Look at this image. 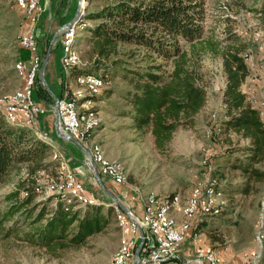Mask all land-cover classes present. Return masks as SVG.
Wrapping results in <instances>:
<instances>
[{
  "label": "rangeland",
  "instance_id": "1",
  "mask_svg": "<svg viewBox=\"0 0 264 264\" xmlns=\"http://www.w3.org/2000/svg\"><path fill=\"white\" fill-rule=\"evenodd\" d=\"M14 1L0 0V93L2 94L10 93L18 87L19 83L21 85V69L17 67V61L20 59H18V38L20 34L29 30L31 24L25 10L20 9L22 8L20 6V8L17 7ZM106 1L108 0H86L84 19L88 26L93 25L95 21L87 19L86 15L98 10ZM243 1L246 8H240V0H205L204 34L213 30L220 36L222 27L225 25L223 20L227 17L231 20L234 31L248 43L246 60L250 67V74L242 85V89L249 95H254L252 98L259 102L264 101V27H261L254 13L249 10L256 0ZM61 13L60 10L51 11L50 19L57 23L52 24L49 35L45 39L44 36L37 34V28L40 30L37 21L34 25V33L40 44L42 55L46 52L47 42L51 39L53 43L61 35V29L57 31L61 25L60 20L65 15ZM75 43L80 53V65L75 68L76 73L98 74L106 81L100 93L93 97L94 101L88 104L92 107L93 115L98 119V123L100 121L102 124V134L99 135L101 133L99 125L93 130L91 138L95 136L93 140L102 144L108 159L123 164L126 171L125 185H121L122 188L119 190L105 176L100 177L98 181L91 173L89 177L79 175L85 193L80 189L81 198L71 197L69 201L81 205L85 204L83 199L91 200V202L98 200L103 204L104 213L106 208H112L111 213L108 214L109 222L105 229L88 237L85 245L78 248H65L59 251L58 256H51L42 248L32 246L11 234L8 238L0 239V264H102L108 262L123 239L124 227L118 222L120 207L105 189L111 191L123 202V198L130 194V189L135 187L132 191L143 197V204L145 196L149 193L159 197L176 196L183 200L194 187L204 186L209 181H214L218 187L224 189L222 190L226 205L223 208H216L213 213L189 219L190 229L187 233L190 232L192 237L195 233L199 239H208V245L212 246L227 264H239L245 253L254 247L256 225L261 208L260 201L264 193V177L256 180L254 176L242 169L246 166L257 168L264 173V157L258 162H252L242 149L246 145V140L238 139L235 135L229 136L216 129L223 117L221 92L225 84L219 58L206 53H200L194 57L193 61L198 67L206 89L205 105L194 116L191 125L178 126L168 143L164 147H158L149 131L137 132L131 125L132 121L126 114L130 106L124 99L130 84L123 76L122 68L102 66V62L100 68L94 66L95 62L89 52V32L86 29L79 33ZM180 43L182 48H187L183 41ZM126 50L127 47H124L122 51ZM138 65L143 63L137 56L129 58L126 64L128 67ZM166 67H169L168 64ZM40 87L42 86L39 82L35 81L33 96L38 103L41 99ZM77 89L81 92L73 96L76 100L81 94L85 97L88 95L86 90L80 87L73 90ZM83 99L81 101L78 99L79 103ZM47 101L49 104L46 109H49V117L52 120L50 109L53 108L54 100L47 98ZM49 157L47 161L51 158L59 161L57 165H54L52 161L48 169L37 172L36 178L40 184L37 199H43L49 193L58 192L64 181V174L69 173L71 169L65 153L59 147L50 152ZM59 162L64 163V168L58 167ZM54 170L56 174L49 175ZM25 172L23 165L13 166L10 169L8 180L0 184V209L6 205L3 200L4 195L14 188L16 181L25 176ZM206 180L208 181L205 182ZM9 224L10 222L5 223L7 226ZM16 227L14 233L19 236L27 231L28 227L23 221V216L18 218ZM132 261L133 258L130 264Z\"/></svg>",
  "mask_w": 264,
  "mask_h": 264
},
{
  "label": "trees",
  "instance_id": "2",
  "mask_svg": "<svg viewBox=\"0 0 264 264\" xmlns=\"http://www.w3.org/2000/svg\"><path fill=\"white\" fill-rule=\"evenodd\" d=\"M240 8H246L243 0ZM249 10L264 27V0L254 1ZM86 18L95 21L84 27L89 32L94 66L100 68L102 62V66L122 68L130 84L124 94L130 106L126 114L137 132L149 131L156 146L164 147L178 126L192 124L207 98L193 59L206 53L219 58L225 77L221 92L223 117L216 129L246 140L242 149L252 162L264 157L261 109L252 102V95L242 89L250 74L248 43L234 31L228 17L223 20L220 36L213 30L204 34L205 0H108ZM180 41L187 48H182ZM124 47L127 50L123 52ZM134 56L143 65L126 66ZM19 58H29V52L20 46ZM35 81L39 82L37 77ZM39 95L45 101L50 98L42 87ZM95 96L89 98L93 100ZM51 147L52 143L37 137L30 126L9 122L0 113V184L8 180L13 166L23 165L26 171L3 197L6 205L0 209V239L14 234L45 253L58 256L59 251L81 247L88 237L103 231L112 208H106L104 213L98 200L79 205L69 201L71 196L65 191L37 199V172L48 169L52 161L54 165L58 163L54 158L47 161ZM242 170L256 180L264 177L257 168L245 166ZM55 174V170L49 173ZM20 216L28 227L22 236L14 233ZM6 222L10 224L7 226ZM146 244L145 240L140 256L145 253Z\"/></svg>",
  "mask_w": 264,
  "mask_h": 264
},
{
  "label": "built area",
  "instance_id": "3",
  "mask_svg": "<svg viewBox=\"0 0 264 264\" xmlns=\"http://www.w3.org/2000/svg\"><path fill=\"white\" fill-rule=\"evenodd\" d=\"M14 2L17 4V7H19V0H15ZM20 9L26 10V15L30 23V12H37L38 18V14L43 10V6L41 0H29L28 8ZM34 25L35 24H30L29 28H34ZM67 33L68 24L61 32V39L59 42L61 52H63L64 49ZM19 37L21 47L29 52V58L27 60L20 59V75L22 76L20 97L14 98L13 101H8V103L0 102V106H2V108H8V115L14 117L15 120L27 121L35 125L37 116L42 111V106L33 96L35 81H30V73H37L38 75L42 61V53L35 33L34 35H27L26 30L20 34ZM60 67L63 72L61 54ZM90 82L94 86L102 87L106 83L103 81L102 77L97 80H90ZM69 104L70 101H68L66 93L55 98L54 109L58 117L60 129L71 138L83 144L82 133L85 132V126L82 128L74 127L72 123V114L69 112ZM86 161L88 164L91 163L89 159ZM99 174L103 176V172H99ZM64 177L65 184L63 189H81L82 192L85 193L82 182L72 170H70L69 174H64ZM207 181L208 180L205 182ZM113 182L117 183L116 181ZM117 184L125 185L123 183ZM130 190L135 194L132 189ZM173 201H175L174 211H176L177 197H173ZM151 208L154 209V216H144L142 211L139 216H135L131 210L125 212L119 208L118 216H121V220H124L123 239H125V249L120 252H114L111 263L109 264H130L134 255H129V246L137 247L141 239H143V243L146 240L147 244L145 246V253L141 256L138 264H160L161 257H175V264H225L223 257L210 245L199 246L195 250L194 255L182 257L179 253V249L186 237V233L190 229V225H186V221L166 224L159 218L156 212V206L152 205ZM205 209L208 208L199 206L198 188L194 189L191 195L190 209L192 218L194 219V215L204 216ZM256 228L258 230L257 241H254L253 249L249 250L242 257L240 264H264V206L261 210V222L256 225Z\"/></svg>",
  "mask_w": 264,
  "mask_h": 264
},
{
  "label": "bare ground",
  "instance_id": "4",
  "mask_svg": "<svg viewBox=\"0 0 264 264\" xmlns=\"http://www.w3.org/2000/svg\"><path fill=\"white\" fill-rule=\"evenodd\" d=\"M86 4V0H80V10L78 13V18L73 20L70 25L68 26V33L65 37L64 49L61 52V65L63 66V72H68L72 67L77 65L80 62V53L76 48V38L79 35L80 31H83L84 27L86 26V22L84 19V6ZM29 0H19V6L22 8H28ZM26 13V10H25ZM37 12H30V17L36 15ZM27 35H33L29 31ZM18 44L21 47L20 37L18 38ZM17 67L21 69V61H17ZM37 77V73H30V81H35ZM100 75L94 73H79L75 77L76 83L83 87L86 92L87 96L84 97L81 103L78 102L74 97L66 94L69 104V112L72 114V123L74 124L75 128H82L85 126V132L82 133V141L83 144L89 146V156L93 163L95 164L98 172H103V176L109 178L111 181H116L117 183H125L126 180V171L124 170L123 164L116 160H110L104 154L100 143L93 141L91 139V134L93 130L98 125V119L93 115L92 108L88 105L91 103V99L89 96L97 95L100 93L102 86H94L90 82V80H97L99 79ZM90 79V80H88ZM103 79V78H102ZM104 81V79H103ZM20 87L16 88L10 94H2L0 93V102L1 103H8V101H13L14 98L20 97ZM253 101V99H252ZM0 113L6 118L9 122H19L25 125H29L30 123L27 121H19L15 120L14 117L8 115V108H2L0 106ZM261 114H264L260 111ZM59 161V160H58ZM58 167L60 169L64 168V163L59 162ZM69 174V173H67ZM65 184V177L62 183L60 191H65L69 193L71 197H79L80 189L75 188H68L63 189ZM198 188V201L199 206H204V214L213 213L216 211V208H223L226 205L225 194L223 190L218 187L214 181H209L204 186H196L194 189ZM191 191L189 195H187L183 200H180L177 197L176 201V211L175 209V201H173V197H159L152 193H149L145 196L144 203L142 204V214L144 216H154V209L151 206H156V212L159 215V218L162 222L166 224H174V223H181L177 221V215H180L183 218H192V213H190L191 209V195L194 191ZM176 197V196H175ZM83 202H91V200L83 199ZM260 213H259V221L258 224L261 222V210L264 206V193L262 194L261 201H260ZM200 216V215H194ZM119 225L124 227V220H121V216L118 217ZM188 225V222H186ZM258 237V230L255 232L254 240L257 241ZM125 249V239H122L118 248L115 252H120ZM136 246H129V255H134ZM113 258V256H112ZM111 258V260H112ZM111 260L108 262H104L102 264H109ZM160 264H175V257H161Z\"/></svg>",
  "mask_w": 264,
  "mask_h": 264
},
{
  "label": "crops",
  "instance_id": "5",
  "mask_svg": "<svg viewBox=\"0 0 264 264\" xmlns=\"http://www.w3.org/2000/svg\"><path fill=\"white\" fill-rule=\"evenodd\" d=\"M41 2H42L43 10L38 14V20H37V13H36L35 16L30 17V21H31V24H36V21L38 22L37 25H38L40 30H38V28H37V34L39 36L40 35L44 36V39L47 37V35H49V29H51L52 24L57 23V21L53 22V20L50 19L52 10H54V9L60 10V11H62L61 14H65L60 20L61 25H60V27H58L57 31L59 29H61L60 31L62 32V29L67 24L69 26L73 20H75L76 18L79 17L77 14V10L78 9L80 10V0H41ZM28 31L34 35V28H29V30H27V32ZM60 39H61V35L57 39V41L52 43V41L50 39L47 42L48 46H47L46 52L44 53V55H42L41 65H40L39 72L37 75L40 86H42V88L46 91L48 96H50V98L53 99L54 101H55L56 97L62 95L63 93L69 94L72 97L76 94H80L81 90H79V89L73 90L76 87H80L81 89H84L83 87L79 86L75 81L76 75L79 74V73H76L75 68H78L80 63L75 65L74 67H72L68 72H65V71L62 72V70H61V67H60L61 50H60V44H59ZM46 57H47V62H46L45 68L43 69V71H41L43 60ZM20 82L22 85V81H20ZM19 85H20V83H19ZM19 85H18V87L21 86V85L20 86ZM18 87H16V88H18ZM10 93H3V94H10ZM84 97H85V95L81 94L77 97V100L79 99V101H81V99ZM252 97H254V95H252ZM252 99H253L252 102L254 104H256L261 109L262 113H264V101L257 102L256 99H254V98H252ZM37 102H38V100H37ZM39 104L42 106V111L37 116V120H36L35 125H33V123H30L27 126H30V128L33 129V131L37 137H41L44 139L46 137V139H48L52 143V147L50 148L51 152L54 149H58V147H59V149H61L65 153L67 160H68V163L70 164L69 166L71 167V169L70 168L69 169L75 173V175L77 176L78 179H79V175H84L86 177H89L90 173H91V175H93V177L96 178L92 166L90 164H88L86 161L87 159H89L90 162H93L91 160L90 156H89V158H87V155H86V152L84 149V148H86L88 150V153H89V146L88 145L86 146V144H82V146H80L77 143H75L74 141H72L71 139L64 137L63 136L64 132L61 129H60V132L57 130V126L55 123L56 113H55L54 105H52L53 108L50 109L51 113H52V120H51L49 117V113H48L49 109H46V106L49 104L48 101H45V99L41 98L39 101ZM260 115L264 120V114H260ZM32 125H33V127H31ZM98 125H99V123H98ZM98 125H97V127H98ZM100 126L101 127L99 128V132H101V133H99V135L102 134V124H100ZM94 138H95V136H93V139ZM93 141H95V140H93ZM100 145L102 148L101 143H100ZM102 150L104 152L103 148H102ZM104 154H105V152H104ZM100 177H103V176L100 175ZM111 184H113L116 189L120 190L122 188L121 185H119L113 181ZM133 188H135V187H133ZM133 188H131V189H133ZM105 191L110 195V197H111V194L114 195L108 189H105ZM129 192L131 195L128 194L126 197H124L123 202L121 201V203L126 207V211L131 210L135 216H139L141 214V211H142V199H143V197H141L139 194H137V195L133 194V193H131V191H129ZM138 192L140 193V191H138ZM118 217H120V216H118ZM176 218H177V221H179V222H184V221L188 222V225H189V219H191V218H183L180 215H177ZM121 237H122V233H121ZM203 245H208V239H206V238L199 239V237L195 233L193 234V237H192V235H190V232H189V233H187L184 241L182 242V244L180 246L179 253L182 257H190V256L194 255L197 247L203 246ZM225 264H227V263L225 262Z\"/></svg>",
  "mask_w": 264,
  "mask_h": 264
},
{
  "label": "water",
  "instance_id": "6",
  "mask_svg": "<svg viewBox=\"0 0 264 264\" xmlns=\"http://www.w3.org/2000/svg\"><path fill=\"white\" fill-rule=\"evenodd\" d=\"M79 12V9L77 10V14ZM77 17V16H76ZM47 56V55H46ZM46 62H47V57L43 60V63H42V68H41V71H43V69L45 68V65H46ZM42 75V74H41ZM55 123H56V126H57V130L60 132V126H59V121H58V117L57 115L55 116ZM63 136L68 138V139H71L72 141H74L75 143H77L78 145L82 146L81 143H79L78 141H76L75 139L71 138L70 136H68L67 134L63 133ZM85 149V152H86V155H87V158H89V153H88V150L86 148ZM90 165L92 166L93 170H94V173H95V176H96V179L98 181H100V175L94 165L93 162L90 163ZM111 197L113 198L114 202L116 203V205H118L121 209H123L124 211H126V207L121 203V201L119 199H117L114 195L111 194ZM142 233V231H141ZM143 234V233H142ZM142 244H143V239H141V241L139 242V244L137 245L136 249H135V252H134V257H133V261L131 264H138L140 259H141V256H140V250H141V247H142Z\"/></svg>",
  "mask_w": 264,
  "mask_h": 264
}]
</instances>
